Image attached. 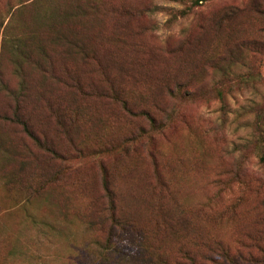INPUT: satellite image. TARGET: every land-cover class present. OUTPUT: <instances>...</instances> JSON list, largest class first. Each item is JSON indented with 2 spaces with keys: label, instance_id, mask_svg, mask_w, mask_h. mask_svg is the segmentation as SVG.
<instances>
[{
  "label": "rangeland",
  "instance_id": "obj_1",
  "mask_svg": "<svg viewBox=\"0 0 264 264\" xmlns=\"http://www.w3.org/2000/svg\"><path fill=\"white\" fill-rule=\"evenodd\" d=\"M51 1H59L68 9L76 2L0 0V74L10 89H17L20 79L14 72L11 53L3 45L4 28L9 25L7 38L21 31H36V43L41 41L49 48L52 44L47 28L57 26ZM186 1L183 5L172 0H88L90 14L86 21L91 37L86 49L91 57L69 63L81 82V91L74 96L110 108L108 119L115 132L127 131L121 103L92 93L102 88L107 76L117 79L132 102L139 94L150 93L149 86L156 91L161 79L169 81L175 75L186 79L189 71L204 64L203 55L208 60L230 45L239 62L237 70L257 67L264 79V33L252 19L254 12L239 15L217 34L214 26L215 18L230 6L249 3L252 9L249 1L262 0ZM193 2L190 13L180 15L179 10ZM72 27L73 31L78 30L77 26ZM181 44L184 47L179 56L175 49ZM32 56L40 58V52L36 50ZM50 64L49 68L54 69L55 60ZM33 76L32 83L38 84L42 76L38 72ZM192 82L198 91L182 97L173 124L156 136V157L177 206L185 213L204 206L201 213L210 220L208 229L235 249L243 246L241 241L253 243L250 238L264 228L256 224L259 212L255 208L251 211L256 199H264V167L254 153L248 154L241 164V153L234 150L235 144L254 136L255 114L246 110L262 103L264 83L224 100L212 94L200 96L205 90L201 88L204 82ZM205 87L209 88L210 83ZM8 94L0 93V162L4 149L9 155L7 171L0 170V264H105L97 245L103 235L100 228L105 224L92 225L88 221L98 219L97 208L90 211L98 186V167L94 163L105 154L95 153L98 147L91 146L74 165L71 158L58 162L45 158L43 149L21 131L19 123L4 118L15 111L16 103ZM59 95L55 86L41 93L39 109L28 122L42 140L63 151L67 139L56 131V120L46 114L50 106L57 104ZM151 95L152 101L163 105L170 107L174 103L162 94ZM259 110L264 115V109ZM86 129L107 135L98 127ZM28 156L31 160L26 162ZM104 160L112 161L113 157L105 156ZM47 171L51 174L49 180H45ZM113 181L119 197L139 211L148 210L150 202L154 203L152 192L141 187L137 193L136 186L123 182L124 179ZM240 195L249 203L237 211L230 209L220 214L228 201L231 203ZM260 245L264 246V240ZM107 264L121 263L112 257Z\"/></svg>",
  "mask_w": 264,
  "mask_h": 264
},
{
  "label": "trees",
  "instance_id": "obj_2",
  "mask_svg": "<svg viewBox=\"0 0 264 264\" xmlns=\"http://www.w3.org/2000/svg\"><path fill=\"white\" fill-rule=\"evenodd\" d=\"M73 1L70 0V3ZM172 1L183 5L187 3L186 0ZM249 2L252 9L247 3L243 7L232 5L223 10L215 18V34L239 15L251 13V10L254 12L252 19L259 26L258 30L264 33V0ZM50 3L56 10L57 26L47 28L52 44L49 48L41 41L36 43V31H21L7 38L9 25L4 28L6 35L3 45L8 47L14 72L20 79L19 87L10 89L0 74V93L6 91L16 103L13 115L4 118L19 123L21 131L43 149L45 158L50 157L57 162L71 158V165H74L76 159L91 146L98 147L95 153L105 154L94 163L98 167V174L95 176L98 186L91 198L90 211L93 213L96 207L98 219L88 220L92 225L105 224L104 228H100L102 239L97 242L101 262L110 263L112 257H115L121 264H264V246L260 245L264 240V228H260L258 234L250 238L253 243L241 241L243 246L233 249L223 238L208 229L210 220L202 214L204 206L199 209L193 207L188 213L180 205L177 206V201L160 172L155 141L158 134L165 132L173 124L174 116L179 114L178 107L183 102L182 97L198 91V88H194L193 80L204 82L201 88L204 87L205 90L200 92V96L212 94V97L225 100L229 95L243 94L264 83L261 71L257 67H249V71H238V59L233 56L229 45L208 60L203 55L204 64L199 69L189 71L186 79L180 80L177 75L172 76L169 81L161 79L156 91L149 86L150 93L139 94L132 102L128 100L123 87L116 83L117 79L107 76L102 88L94 89L92 93L121 103L122 120L125 122L123 125L127 131L115 132L116 128L108 119L110 108H106L104 104L80 101L74 96L81 91V82L69 63L91 57L86 49V42L91 37L86 21L90 14L88 0H76L71 9L59 1ZM192 5H195L194 2L179 10L180 15L190 13ZM72 25L77 26L78 30L73 31ZM183 47L184 44H181L175 49L179 56ZM36 50L40 52V58H33L32 54ZM52 59L55 60V70L49 68ZM25 65L31 70L26 69ZM36 72L42 77L38 84H33V74ZM50 72L53 73L50 75ZM208 83L210 87L206 88ZM54 86L60 91V95L57 104L50 106L46 114L56 120V131L67 139V146L63 151L47 140H42L28 122L30 115L39 109L37 101L40 94L48 92ZM153 93L162 94L167 98L165 100L170 99L174 103L169 107L158 100V103L152 101ZM259 109L263 111L264 99L262 103L246 110L247 113L255 114L254 136L240 145L235 144L234 150L240 151L238 158L241 164L248 154L254 153L264 167V115H261ZM0 118L3 119L1 114ZM87 126L98 127L107 135L93 133L97 131L86 129ZM105 156H112L113 160L106 162ZM8 157V152L4 149L0 162V170L4 173L7 171ZM25 160L27 162L31 158L28 156ZM49 173L50 171L46 172L45 180H49ZM115 179H124L123 182L136 186L134 192L138 193V188L141 187L152 192L155 195L154 203L150 202L146 211H139L125 203L126 199L119 197L113 181ZM255 201L256 205L251 207V211L255 208L259 212L256 224L264 227V199ZM248 203L247 198L240 195L231 203L228 201L220 214L230 212V209L237 211L239 206Z\"/></svg>",
  "mask_w": 264,
  "mask_h": 264
}]
</instances>
